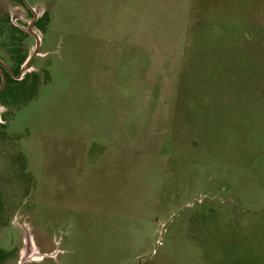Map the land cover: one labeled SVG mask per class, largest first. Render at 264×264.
Masks as SVG:
<instances>
[{
	"label": "rangeland",
	"instance_id": "rangeland-1",
	"mask_svg": "<svg viewBox=\"0 0 264 264\" xmlns=\"http://www.w3.org/2000/svg\"><path fill=\"white\" fill-rule=\"evenodd\" d=\"M26 1L3 264H264V0ZM32 19L0 0L6 66Z\"/></svg>",
	"mask_w": 264,
	"mask_h": 264
},
{
	"label": "trees",
	"instance_id": "trees-1",
	"mask_svg": "<svg viewBox=\"0 0 264 264\" xmlns=\"http://www.w3.org/2000/svg\"><path fill=\"white\" fill-rule=\"evenodd\" d=\"M19 3H23L22 0H16ZM36 24L39 28H42L40 24V20L36 21ZM14 32V29H11ZM11 32L12 38H14L13 44H10L8 47V52L10 55V62L7 65L8 71L5 70L1 65L0 68L6 76V83L3 88L0 90V102L4 103V96L8 95L13 99L25 97L30 95V97H34L37 92V85L35 83L38 82V75L36 73H27L21 79H15L13 76H16L20 72L21 65L26 60L27 48L22 43L21 37H15L14 33ZM18 39V40H17ZM32 79V83L28 84V81ZM0 83H1V75H0Z\"/></svg>",
	"mask_w": 264,
	"mask_h": 264
},
{
	"label": "water",
	"instance_id": "water-1",
	"mask_svg": "<svg viewBox=\"0 0 264 264\" xmlns=\"http://www.w3.org/2000/svg\"><path fill=\"white\" fill-rule=\"evenodd\" d=\"M23 1L28 5L26 0H23ZM36 19H37V15H36V13H34L33 19L28 24V27H27V32L30 33L31 35H33L35 37V39H36L35 50H34L33 54L30 57H28V59L25 61L24 65L20 69L19 74L16 75V76H13L15 79H21L22 78L21 76H22L24 68L27 69V68H29L31 66V62H32L34 56L38 53V47H39V44H40V38L33 31L34 22L36 21ZM0 65L3 66L8 71L7 66L3 63V61L1 59H0ZM0 73H1V83H0V90H1L3 88V86L5 85V83H6V77H5L4 73L1 70H0Z\"/></svg>",
	"mask_w": 264,
	"mask_h": 264
},
{
	"label": "flooded vegetation",
	"instance_id": "flooded-vegetation-1",
	"mask_svg": "<svg viewBox=\"0 0 264 264\" xmlns=\"http://www.w3.org/2000/svg\"><path fill=\"white\" fill-rule=\"evenodd\" d=\"M23 1V0H22ZM27 2V1H26ZM28 3V2H27ZM23 4H25V6L27 7V9L31 12V14H32V17L34 16V13H35V11H34V9H33V7L28 3V5L23 1ZM38 19H36V21H37ZM35 21V22H36ZM34 22V23H35ZM3 67V66H2ZM4 68V67H3ZM5 69V68H4ZM0 70H1V68H0ZM6 70V69H5ZM2 71V70H1ZM3 72V71H2ZM0 75H1V73H0ZM5 75V74H4ZM6 77V76H5ZM10 257V253H9V251H6V252H4L3 250H1L0 249V264H3V263H5V260L6 259H8Z\"/></svg>",
	"mask_w": 264,
	"mask_h": 264
}]
</instances>
